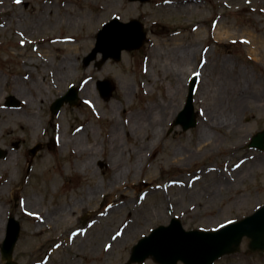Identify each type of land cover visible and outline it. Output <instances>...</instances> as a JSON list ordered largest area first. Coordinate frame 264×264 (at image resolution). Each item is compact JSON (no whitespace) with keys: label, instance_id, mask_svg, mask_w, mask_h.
Listing matches in <instances>:
<instances>
[{"label":"rangeland","instance_id":"rangeland-1","mask_svg":"<svg viewBox=\"0 0 264 264\" xmlns=\"http://www.w3.org/2000/svg\"><path fill=\"white\" fill-rule=\"evenodd\" d=\"M184 1L0 0V264L13 218L17 264H127L138 241L173 218L188 231L215 230L264 205V152L249 148L264 129V50L256 56L242 41L250 32L264 40V0ZM114 18L140 22L146 43L120 62L84 64ZM222 26L236 42L214 38ZM62 38L75 50H55ZM40 46L51 50L46 63ZM61 59L74 65L64 83ZM194 77L198 124L184 131L172 124ZM233 81L241 89L228 97ZM71 86L80 104L54 114ZM116 126L124 134L113 143ZM249 242L216 264H264Z\"/></svg>","mask_w":264,"mask_h":264},{"label":"water","instance_id":"water-1","mask_svg":"<svg viewBox=\"0 0 264 264\" xmlns=\"http://www.w3.org/2000/svg\"><path fill=\"white\" fill-rule=\"evenodd\" d=\"M136 1V0H131ZM144 1V0H143ZM146 33L140 22L133 20L125 24L115 19L103 26L97 35V43L92 53L84 60L85 64L96 60L99 54L102 60L97 62L102 66L109 59L120 61L124 50H139L146 40ZM196 78L191 82L189 95L183 112L177 118L175 125H181L184 130L196 126V114L193 105V96ZM99 88L105 100H109L114 85L108 81L100 82ZM69 103L70 106L79 105L78 92L72 88L66 96L58 99L52 106V112L57 113L61 107ZM264 131L256 135L251 146L264 149ZM36 151V148L33 150ZM4 153L0 150V157ZM21 231L20 223L14 218L9 221L6 240L2 247V256L5 264H17L13 261L14 248ZM244 237L251 239L252 250H264V207L240 222L215 231H190L186 232L181 223L174 219L170 226L159 228L142 239L134 247L129 264L143 263L152 257L158 264H213L217 259L236 253Z\"/></svg>","mask_w":264,"mask_h":264},{"label":"bare ground","instance_id":"bare-ground-1","mask_svg":"<svg viewBox=\"0 0 264 264\" xmlns=\"http://www.w3.org/2000/svg\"><path fill=\"white\" fill-rule=\"evenodd\" d=\"M182 2V1H181ZM191 0H187V1H184L183 3H190ZM168 6H175L176 3L173 2V1H169L168 2ZM106 10V6L104 5L102 7V12L105 13L104 11ZM198 32H200V34H204V30H201L199 29ZM214 38L218 41H223V42H236L237 41V38L236 36L234 35V33L232 32V29L230 27H225V26H222V27H217L214 31ZM233 39V40H232ZM67 40V41H66ZM71 41H69V39H58V40H55L54 41V49L55 50H62L64 48H67L69 51H74L75 49L73 48L74 46L70 43H73L74 40L70 39ZM231 40V41H230ZM245 44H247L249 46V48L251 49V52L252 54L254 53L256 56H259L260 55V52H262L264 50V40H261L259 37H257L256 35H253L251 32L250 33H247L245 38L242 40ZM47 45V44H46ZM49 47V46H48ZM34 49L36 47H33ZM50 48V47H49ZM79 48V47H78ZM37 50L35 51L40 58L41 61L43 62H48V59H50L49 57L51 56V50L48 51L49 49H46V46H40L39 48H36ZM40 49V50H39ZM53 50V51H55ZM77 50V49H76ZM57 52V51H56ZM32 53V52H31ZM189 51L188 50H182L181 54L179 55V58L180 60L182 61H187L188 59V55H189ZM254 55V56H255ZM31 63V62H30ZM73 63L71 62H68V61H64V59H61L58 66H57V70H58V73L60 75V81L61 82H65V78L69 75L70 73V70L73 69ZM31 74H29L30 76ZM58 80H59V77H57ZM25 85H29V83H26L24 82ZM22 86H19L16 90H15V94L18 96V94H23L25 95V90L23 88V84L21 83ZM224 87L227 88V90H230V93L228 94V97L230 95L232 96H235L234 93L238 92L240 89H241V86H239L238 82H232V83H225L224 84ZM37 88V87H36ZM39 90L42 89V87H38ZM225 94V93H224ZM227 96V94H226ZM22 99V101H25L28 105L30 104L27 100H25V98H20ZM221 101V100H220ZM28 107V106H27ZM26 107V108H27ZM222 108V106L220 105V109ZM13 114H16L13 113ZM207 117V116H206ZM214 117V115H213ZM212 117V118H213ZM208 118V117H207ZM222 118V117H221ZM204 122H205V125H207L208 123V120L204 119ZM224 123H221L220 125H223ZM215 125V124H214ZM216 126V125H215ZM134 127V130H139L140 128L136 125H133ZM218 127V125H217ZM206 133L209 134V131H207ZM124 133H121L120 135V129L117 128V126L115 127V131L112 132V135H111V138H112V142L115 143L116 141L114 140H117L118 137H122ZM118 135V136H117ZM79 138V137H76V139ZM114 139V140H113ZM206 139H209V135H208V138H207V135H200L199 136V140L201 141V144L203 142H205ZM80 140V139H79ZM64 140H60V143H63ZM84 145V144H82ZM114 147H117V145H113V148ZM202 148V146H201ZM200 148V149H201ZM116 165V164H115ZM115 168V167H113ZM96 211V210H95ZM1 223V222H0Z\"/></svg>","mask_w":264,"mask_h":264}]
</instances>
